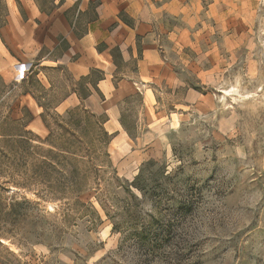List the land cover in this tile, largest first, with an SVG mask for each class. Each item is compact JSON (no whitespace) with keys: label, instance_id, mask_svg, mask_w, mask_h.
Instances as JSON below:
<instances>
[{"label":"rangeland","instance_id":"374dc122","mask_svg":"<svg viewBox=\"0 0 264 264\" xmlns=\"http://www.w3.org/2000/svg\"><path fill=\"white\" fill-rule=\"evenodd\" d=\"M212 11L200 49L215 47L216 66L188 68L204 96L167 89L172 121L136 165L109 152L101 118L55 109L60 70L0 78V264H264V0ZM26 94L44 135L28 126Z\"/></svg>","mask_w":264,"mask_h":264},{"label":"crops","instance_id":"0c3cea01","mask_svg":"<svg viewBox=\"0 0 264 264\" xmlns=\"http://www.w3.org/2000/svg\"><path fill=\"white\" fill-rule=\"evenodd\" d=\"M212 2L0 0V78L13 79L32 65L60 70L67 94L55 109L84 107L101 118L109 152L130 153L136 165L172 121L159 104L167 89L184 90L186 102L204 96L188 86V68L204 73L216 66L215 47L200 49L202 38L214 33ZM189 46L199 55L189 58ZM133 101L138 108L127 116ZM19 103L31 113L28 126L44 135L36 98L26 94Z\"/></svg>","mask_w":264,"mask_h":264},{"label":"trees","instance_id":"16d2710c","mask_svg":"<svg viewBox=\"0 0 264 264\" xmlns=\"http://www.w3.org/2000/svg\"><path fill=\"white\" fill-rule=\"evenodd\" d=\"M88 112H89V111H88ZM89 113H90V112H89ZM90 115H91V116H94V117L96 116V115H93V114H91V113H90ZM96 117L98 118V116H96ZM101 121H102V120H101ZM104 133H107V132L104 130Z\"/></svg>","mask_w":264,"mask_h":264}]
</instances>
